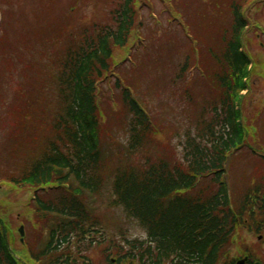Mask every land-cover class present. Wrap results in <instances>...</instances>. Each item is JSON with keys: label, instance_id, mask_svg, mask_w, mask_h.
I'll return each mask as SVG.
<instances>
[{"label": "trees", "instance_id": "trees-1", "mask_svg": "<svg viewBox=\"0 0 264 264\" xmlns=\"http://www.w3.org/2000/svg\"><path fill=\"white\" fill-rule=\"evenodd\" d=\"M111 1L103 24L74 35L64 23L44 38L48 43L50 37L67 42L46 59L40 72L49 79L44 92L49 98L46 109H39L41 88L28 99L18 91L19 104L11 107L15 120L8 125L9 136L17 138L16 128L22 134L28 130L24 144L31 148L14 158V170L0 168V186L6 182L34 196V208L30 204L23 219L32 229V241L27 242L32 264H85V254L95 244L92 234L102 235L98 246L109 239L107 251L114 250L117 263L211 264L210 259L234 241L238 230L264 234V153L246 149L250 142L256 145L255 130L264 127V119L259 116L255 125L243 122V93L249 90L253 66L244 49L249 28L245 13L254 5L255 15L261 16L264 0H193L197 11L187 9L186 0H170L173 16L163 6L169 27L161 32L173 39L159 50L167 54H160L159 80L173 93H183L190 107L183 112L191 126L180 134L175 127L153 120L128 80L116 77V106L129 118L124 155L128 160L113 170L103 156L104 138L111 136L98 87L112 82L129 54L135 63V54L142 48H137V35L146 38L142 12L149 9L151 0ZM185 28L199 43L204 78L188 75L194 53ZM153 30L150 40L158 32ZM39 57L45 59L42 54ZM170 132L179 139L180 153L155 149L170 146L167 139L165 144L159 139L168 138ZM230 157L253 166L242 175L241 186L235 184L231 197L224 183ZM107 176V207L120 211L119 218L127 226L145 232L143 241L129 239L127 230L105 228L98 208L97 212L89 209L90 198L103 193ZM6 213L0 205V264H24L11 248L15 230ZM46 229L47 241L36 248Z\"/></svg>", "mask_w": 264, "mask_h": 264}, {"label": "rangeland", "instance_id": "rangeland-1", "mask_svg": "<svg viewBox=\"0 0 264 264\" xmlns=\"http://www.w3.org/2000/svg\"><path fill=\"white\" fill-rule=\"evenodd\" d=\"M111 3V0H0V119L3 120L0 122V168L2 170L10 171V168L14 170L17 167L12 165L14 158L21 154H27L31 148L28 143L24 144V141L28 139V130H25L22 134L16 128L14 130L17 138L11 139L9 136L11 129H8V125L15 120L11 107L14 104H19L18 91L25 92V98L28 99V96L34 91H38L40 88L44 90L39 98V109L41 111L46 109L45 105L49 101L48 96L45 94L49 79L41 75L40 72H43L47 65L46 59L60 51L62 49L61 44H65L67 39L60 43L50 37L47 39V41H50L48 43L44 41V38L48 37V34L52 35V32L64 23H68V26L71 27L70 31L74 35L79 34L85 27L90 28L94 24H103L107 21L108 13L112 9ZM185 6L190 10H198L193 0H186ZM72 7L73 9H71ZM152 7L155 9L153 18L149 17V10L142 12L141 17L145 19L143 35L146 38H143L140 34L142 39H144V45L136 52L135 63L132 60V56H130L132 59L117 67L116 72L119 77L121 76L128 80V85L135 90L137 99L141 100L147 110L151 112L153 120L157 118V122L163 121L164 125H170L171 128L175 127L181 134L186 127L191 126V122L183 112V110L189 112L190 107L186 104L187 100H185L181 91L174 90L173 93L159 80L158 63L160 54H166L161 53L159 50L167 42L172 43L170 39H173V37H171V34H163L161 32L162 29H168L169 27L168 16L164 14L165 10L161 1L152 0ZM262 13V17L252 16V20L262 24L264 27V11ZM157 22L159 23L157 24ZM153 29L158 32L150 40L149 32H153ZM259 41L264 43V37L256 39L255 35L248 30L244 43L253 57L255 67V72L251 74L250 78L251 90L246 94L244 101V115L249 120V123L256 114L264 109V49L258 47ZM145 46L147 47L146 49ZM40 51L45 56L44 60L39 57L41 56L39 54ZM174 71L176 72V69ZM189 73L196 75L194 74L195 72L191 73L190 71ZM33 77L34 81H32ZM115 79L109 84L104 83L98 87L100 104L102 106L103 103L107 109L106 127L111 136L104 138L102 147L105 162L109 164L110 170L115 169L116 166L124 164L128 160L124 155L127 154V125L129 118L122 114V110L119 109L118 105L116 106L118 92L113 89ZM109 114L112 116L109 117ZM155 114H157V117ZM32 120V115H30L29 121L31 122ZM35 130V128H32V131ZM172 136H174L173 132L169 133L168 138L160 136L159 139L162 141L167 139L170 146H161V148L155 149H177L178 153H180L179 139ZM156 143L161 144L158 141ZM163 144H165V141ZM249 168H253V166L246 161L241 163L233 161L228 177L230 184H232V191L235 188V184L236 186H241V177L245 175L244 172ZM108 172L106 171L107 175L110 173ZM105 184L103 193L101 196L92 198L93 205H89V208H94L95 210L98 208V214L106 228L108 225L109 229H115L116 231L124 229L127 230L129 239H143L145 237L143 231L134 225L127 226L122 223L119 219L120 211H113L107 207L109 204L107 194H109L108 185L110 180L107 179ZM31 194L30 191L16 190L9 186H3L0 189V205L7 212L6 218H8L13 230L17 229L21 221L27 217L26 209L29 206ZM30 207H33L32 204ZM25 223L27 224L24 228L27 236V241H25L27 243L32 241V239L30 240L32 229H30L27 221ZM103 233L105 236L104 231ZM239 235L245 247L251 248L258 245L257 247L264 255V243L261 244L255 237L244 230ZM19 239V235L17 233L14 234L12 244L14 249H18L16 251L17 255L22 256L23 248L20 246ZM42 241L39 243L37 240L38 246L36 248L43 245L44 240L42 239ZM103 246L107 247L108 243L103 244ZM100 247L97 248L95 246L86 254V257L91 262L101 263L99 260H101L104 247ZM240 250V247L234 245L229 257L232 259L239 255Z\"/></svg>", "mask_w": 264, "mask_h": 264}, {"label": "flooded vegetation", "instance_id": "flooded-vegetation-1", "mask_svg": "<svg viewBox=\"0 0 264 264\" xmlns=\"http://www.w3.org/2000/svg\"><path fill=\"white\" fill-rule=\"evenodd\" d=\"M234 264H235V263H234ZM245 264H255V263L252 262L251 260H249V259L247 258V262H246Z\"/></svg>", "mask_w": 264, "mask_h": 264}]
</instances>
